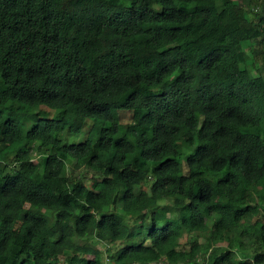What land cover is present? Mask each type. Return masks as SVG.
<instances>
[{
    "label": "trees",
    "instance_id": "trees-1",
    "mask_svg": "<svg viewBox=\"0 0 264 264\" xmlns=\"http://www.w3.org/2000/svg\"><path fill=\"white\" fill-rule=\"evenodd\" d=\"M163 258L264 264V0H0V264Z\"/></svg>",
    "mask_w": 264,
    "mask_h": 264
},
{
    "label": "rangeland",
    "instance_id": "rangeland-1",
    "mask_svg": "<svg viewBox=\"0 0 264 264\" xmlns=\"http://www.w3.org/2000/svg\"><path fill=\"white\" fill-rule=\"evenodd\" d=\"M117 112H118V114H120L121 112H124V111H119L118 110ZM9 115H11V113H9V112L5 113V117L9 116ZM129 115H130V113H129ZM87 128H88V126H86L85 131H86ZM83 138H84V133L81 136H79V137L70 138L68 142L69 143H80V142L83 141ZM69 167H70L71 170H74V172L76 174H81L83 176L91 177L90 174L86 172V170L84 169V166L82 164H72V165H69ZM153 203H154V200H153ZM162 212H163V210L161 209V210H159L158 214L161 216ZM209 226H211V223L208 222L206 225L201 226L196 232H194L192 234H189L187 232L185 234L184 238L181 240V247L182 248H187L188 243L190 244L191 242H195L196 238L198 239V241H199V243L201 245H206V242L208 240V230H207V228ZM105 247H106V245L99 244L97 246L98 253L104 252ZM211 251H212V249L209 250V252H207V255H206L207 260L210 258Z\"/></svg>",
    "mask_w": 264,
    "mask_h": 264
},
{
    "label": "built area",
    "instance_id": "built-area-1",
    "mask_svg": "<svg viewBox=\"0 0 264 264\" xmlns=\"http://www.w3.org/2000/svg\"><path fill=\"white\" fill-rule=\"evenodd\" d=\"M157 264H171L167 258H163L160 262H158Z\"/></svg>",
    "mask_w": 264,
    "mask_h": 264
}]
</instances>
